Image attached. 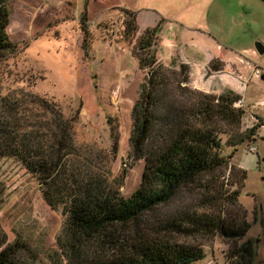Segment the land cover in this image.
<instances>
[{
	"label": "rangeland",
	"instance_id": "374dc122",
	"mask_svg": "<svg viewBox=\"0 0 264 264\" xmlns=\"http://www.w3.org/2000/svg\"><path fill=\"white\" fill-rule=\"evenodd\" d=\"M86 2L89 24L84 29L80 19ZM4 3L9 20L6 33L15 47L13 53L0 57V115L10 109L4 103L22 98L27 115L31 116L29 111L34 119L46 115L31 103V95L55 103L65 117L76 114L77 120L72 124L74 144L90 157L88 160L97 165L95 168L104 171L109 181L125 171L119 188L123 197L138 187L144 169L143 160L129 166L128 138L130 111L145 74L138 68L131 50L145 28L160 24L156 46L159 45L161 62L168 66L175 62V70L181 61L178 56L170 57L186 56L185 49L187 55L200 59L203 43L204 51L216 46L226 49L225 60V55H219L221 58L212 61L222 68L221 73L214 75V71H208L209 64L202 71L187 57L192 89L198 90L194 87L197 83L206 87L210 82L212 92L201 89L202 92L220 94L226 86L225 78L226 81L230 78L247 84L252 91L249 78L255 75V68L260 67L264 73V53L258 54L254 48L257 40L264 44V0H6ZM122 9L136 14L138 30L131 40L123 37ZM257 78L252 83L256 88L253 103L246 100L241 106L242 131L256 123L257 117L264 118L261 101L264 77ZM21 112L24 111L20 109ZM108 119L117 132L115 152ZM251 146L255 150H250ZM230 152V148L224 147L226 155ZM228 164L245 172L238 205L246 212L249 229L241 239H227L218 234L181 238L180 241L194 242L204 250V256L191 264H236L235 252L242 254L238 248L243 244L251 247V253L244 255L242 264H264V125L257 129L255 139L237 146ZM175 205L171 204L169 210ZM166 209L158 210L161 216ZM64 224L62 209L49 206L37 178L15 158L1 157L0 239L23 244L17 264H65L58 243Z\"/></svg>",
	"mask_w": 264,
	"mask_h": 264
},
{
	"label": "trees",
	"instance_id": "16d2710c",
	"mask_svg": "<svg viewBox=\"0 0 264 264\" xmlns=\"http://www.w3.org/2000/svg\"><path fill=\"white\" fill-rule=\"evenodd\" d=\"M84 11L80 20L85 29L87 2ZM122 12L123 37L131 40L138 30L136 14ZM8 22L6 4L0 3V57L14 52ZM159 27L145 28L131 50L145 74L130 111L128 158L129 166L143 160L144 169L128 197L119 191L125 171L109 181L74 144L76 114L65 117L55 103L37 95H31V103L46 113L38 119L32 111L31 116L25 113V98L4 103L10 109L0 115V158L19 161L37 178L49 206L62 209L65 224L58 243L65 264H191L204 250L181 238L218 234L241 239L249 229L238 205L245 172L228 160L239 144L255 139L264 118L242 131L239 94L192 89L186 63H179L178 70L175 62L163 64L156 56ZM220 69L216 62L208 67ZM108 124L115 152L117 132L111 119ZM224 147L230 148L229 155ZM161 207L167 208L164 216ZM21 247L0 239V264H17ZM238 250L244 254L235 252L236 264H242L251 247L243 244Z\"/></svg>",
	"mask_w": 264,
	"mask_h": 264
},
{
	"label": "crops",
	"instance_id": "0c3cea01",
	"mask_svg": "<svg viewBox=\"0 0 264 264\" xmlns=\"http://www.w3.org/2000/svg\"><path fill=\"white\" fill-rule=\"evenodd\" d=\"M44 3H45V1H43ZM87 5H88V2H87ZM92 23H94V21H91ZM96 22V21H95ZM181 37H183V34L181 35ZM204 44L205 43H203V47H202V49H201V55H202V58L200 59L198 56H189V55H187V51H186V49L183 51V53L186 55V56H182L181 54H178V55H173V56H171L170 58H175V57H179V59H180V61L181 62H183V63H189L188 62V58H190V59H192V61H193V64L196 66V68H198V67H201V70L202 71H205V67L208 65V64H210L213 60H215L216 58L217 59H219V58H221L220 56L221 55H225L224 56V60L226 59V49H224V51L222 50V47H221V49L219 48V47H213L212 49H209V50H207V51H204ZM160 54V52H159V45L157 46V56H158V58L162 61V59H161V56L159 55ZM220 55V56H219ZM233 57H237V55L236 54H233L232 55ZM248 56H250L251 57V60H252V56L251 55H248ZM188 57V58H187ZM215 58V59H214ZM168 60H170V59H168ZM222 70V69H221ZM221 70H219V71H214V73H212V75H214V74H218V73H221ZM225 70H226V63H225V66H224V69H223V71L225 72ZM222 71V72H223ZM258 76H255V75H252L250 78H249V80H250V87L253 89L252 91H250V89L247 87V84H243V83H239V82H237V81H235V80H231L230 78H228V80L226 81V78H225V80H224V86H225V88H223L221 91H220V93L221 92H223V91H226V90H228V89H230V90H232V91H234V92H236L237 94H239L240 96H241V106H242V104L243 105H245V101L247 100L248 102H249V104L250 103H253V99H255L254 97H253V93H255L256 92V88H254L253 86H252V83H255V80H258V78H257ZM262 78V77H261ZM263 79V78H262ZM227 83H229V84H227ZM194 87H196L198 90H203V91H206V92H212L211 90H210V82H207V86L206 87H204L203 86V84H199V83H197L196 84V86H194ZM201 90V91H202ZM252 93V94H251ZM218 94H219V92H218ZM262 102L264 101V99H262L261 100Z\"/></svg>",
	"mask_w": 264,
	"mask_h": 264
},
{
	"label": "water",
	"instance_id": "95a60500",
	"mask_svg": "<svg viewBox=\"0 0 264 264\" xmlns=\"http://www.w3.org/2000/svg\"><path fill=\"white\" fill-rule=\"evenodd\" d=\"M6 0H0V3H4ZM254 48L258 52V54L264 53V44L261 41H255Z\"/></svg>",
	"mask_w": 264,
	"mask_h": 264
},
{
	"label": "built area",
	"instance_id": "2783aa9c",
	"mask_svg": "<svg viewBox=\"0 0 264 264\" xmlns=\"http://www.w3.org/2000/svg\"><path fill=\"white\" fill-rule=\"evenodd\" d=\"M255 75L256 76H260V77H264V73L262 72V69L260 67H256L255 68ZM249 149L250 150H255V147L251 146Z\"/></svg>",
	"mask_w": 264,
	"mask_h": 264
}]
</instances>
